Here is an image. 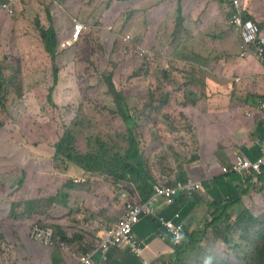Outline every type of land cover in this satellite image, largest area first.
I'll list each match as a JSON object with an SVG mask.
<instances>
[{
  "label": "rangeland",
  "instance_id": "1",
  "mask_svg": "<svg viewBox=\"0 0 264 264\" xmlns=\"http://www.w3.org/2000/svg\"><path fill=\"white\" fill-rule=\"evenodd\" d=\"M168 1L27 0L10 16L0 13V64L5 65L4 73L16 76V82L23 85V91L26 90L21 99L11 100L7 114L0 109V119L5 125L0 129V229L6 233L0 239L2 264L37 263L27 246V241L34 240L31 231L35 225L49 227L55 232L53 225L64 223L69 230L68 236L74 238L87 228L79 225L78 215L95 213L99 207L102 211V205L107 204L104 197L111 194L113 206L112 214L103 225L117 223L127 202L143 203L130 197L133 186L127 182L114 184L108 175L91 179L82 171L78 172L75 164L65 171L68 175H60L62 171L56 170L53 162L46 159L49 153L45 152V147L49 151L48 146H53L60 138L58 124L63 129L74 128L81 151L87 150L90 135H100L123 146L127 144L126 125L116 112L106 76L112 74L117 89L124 93L131 113L137 118L140 134L141 126L145 127L147 165L155 182L158 179L173 182L177 178L174 168L179 158L193 154L197 159L189 163L200 159V142H194L198 139L194 131L197 121L192 113L195 109L191 110L192 102L190 104L185 95L196 96L194 107L200 106V84L195 82L189 90L185 85L190 72L186 67L190 64L178 59V44L183 39V35L178 36L181 30H177L171 15L164 19L169 13ZM162 8L163 11L158 12ZM219 8L223 20H227L229 8L224 9L221 4ZM46 11L53 17L61 41L68 45L63 49L58 45L61 52L55 61L46 55L36 27L35 16L39 14L43 19ZM261 15L264 17V13ZM76 22L84 23L86 29L77 42L70 45L79 35L72 34ZM259 26L264 31L262 22ZM175 30L177 37L170 43L171 32ZM199 37L201 43L197 53L201 57L204 37ZM140 46L147 47V54L153 59L149 64L142 63L144 55H141ZM168 46L174 50H169ZM174 54L176 60L171 57ZM55 67L59 71V80L50 91ZM165 70L167 77H162ZM156 84L159 86L153 98L146 86ZM46 93L50 94L58 119L43 98ZM225 114L228 116L229 112H223L221 116ZM121 132H124L122 137L118 135ZM260 135L255 136L256 141ZM210 159L207 155L203 157L204 161ZM68 178L77 181L86 178L84 186L90 193L64 189L54 205H50L49 197H54L56 189ZM244 184L249 185V191L242 193V200L252 210V187L256 190L261 187L249 182ZM216 185L214 180L208 179L197 193L202 206L201 221L211 215L209 202L215 195L210 190ZM93 190H98L97 196ZM260 215L264 216V213ZM68 217L76 218L77 223ZM135 225L134 234L140 237L153 232L149 218H142ZM222 231L229 232L227 225L222 226ZM206 235L199 250L187 252L181 264H245L233 253L226 254L223 242L212 229L207 230ZM69 245L71 248L66 249L55 240L49 250L59 252L61 256L70 254V258L80 264L82 246L77 240ZM143 255L146 256L145 249Z\"/></svg>",
  "mask_w": 264,
  "mask_h": 264
},
{
  "label": "crops",
  "instance_id": "2",
  "mask_svg": "<svg viewBox=\"0 0 264 264\" xmlns=\"http://www.w3.org/2000/svg\"><path fill=\"white\" fill-rule=\"evenodd\" d=\"M242 1L253 20L260 24L262 22L264 29V17L261 15L264 13V0ZM219 4L223 5L218 0L168 1L169 13L164 19L171 15L175 26L181 30V34L179 33L178 36L183 35V39L178 44V54L180 55L178 59L190 64L186 67L191 68V73L187 74V77L195 78V81L200 84L199 94L202 96V104L197 106L198 108L194 107L195 111L192 112L197 121L194 131L198 134L196 136L198 139L194 142H200V159L189 163V161L197 159V155L193 154L179 158L174 168L177 178L173 181L193 179L203 183L220 174L221 169L217 168V165L230 164L236 152L243 151L252 159L259 155L258 147L254 148L256 140L252 135L258 126L262 129L263 114L259 112L256 102L259 97L264 95V61L260 62L253 56L246 58L240 56L239 31L230 26L228 19L223 20ZM161 11L163 8L158 12ZM152 12L155 13V10ZM199 36L204 37L201 57L197 53L201 43ZM168 47L169 50H174V48ZM192 67H194L193 70ZM238 77H240L239 81ZM193 82H191V86H193ZM195 90L198 89L195 88ZM223 112H229V115L221 116ZM206 155L211 158L209 161L203 160ZM79 171L82 170L78 169ZM86 193L90 192L86 191ZM93 194L97 196L98 190H93ZM104 200L107 201V204L102 205V211L99 207L100 210L95 213L78 215L80 217L79 225L83 228L87 227L84 231L87 233L82 237L83 243L96 240L97 236L103 234L104 228L107 226L103 225V222L107 216L112 214L113 199L111 194L109 197H104ZM170 202L159 201V211L167 212ZM183 202H188V200L184 197ZM201 208L202 206L197 203L192 210L183 215L185 231L199 229L197 226H204V223L211 219L210 215L204 221L200 220ZM182 209V204H178L174 208V212L179 211L182 214ZM252 212L255 215L264 213V187H261L260 190L252 187ZM149 219L154 226L152 234L144 237L136 235V237L142 243L144 241L145 247L144 243L143 247L148 258H163L171 262L172 257L175 258L178 255L174 244L170 239L160 240L157 236L163 229L160 226L156 227L151 218ZM76 223H74V227ZM62 224L66 227L64 223ZM147 241L148 243H146ZM35 242L38 243L36 240L27 241V246L31 255L36 258V264L44 263V255L52 246H45L42 243L39 246ZM41 246L47 249H43ZM63 257L64 261L60 260L61 264H71L70 260H74L68 254H63ZM119 257L122 258V255ZM139 260L141 261V259Z\"/></svg>",
  "mask_w": 264,
  "mask_h": 264
},
{
  "label": "trees",
  "instance_id": "3",
  "mask_svg": "<svg viewBox=\"0 0 264 264\" xmlns=\"http://www.w3.org/2000/svg\"><path fill=\"white\" fill-rule=\"evenodd\" d=\"M218 1L219 3H223L224 9L229 8V12L231 13L232 5L229 0ZM22 2H27V0H17L14 3L15 11ZM0 13H4L8 16L11 15L6 11H0ZM244 17L253 19L247 10L244 12ZM35 21L46 55L50 56L53 61L58 60L61 52V50H58V45L59 47L62 45L61 49H63V46L68 45L63 43L61 41V36L57 34L53 23V17L49 11H46L43 19H41V16L38 14L35 16ZM177 30L180 29L177 27ZM177 30L171 32L172 39L170 43H172V40L177 37ZM75 42L77 41H72L70 45ZM152 60L153 59L150 55L146 53L141 61L143 64H149ZM176 65L180 66L177 63ZM1 69H4V71L1 72ZM187 69H189L190 72L188 74H190L191 68L189 67ZM193 69L194 67H192V70ZM142 71L143 70L141 68V72ZM4 72L5 65L0 64V102L2 103L0 109H3L7 114V108L11 103V100L21 99L26 90L23 91V85L16 82V76H13V74L6 75ZM166 73V70L162 71V77H167ZM169 77L172 78L173 81H177L172 77V75H169ZM186 78L187 80L185 85L189 90L194 87L191 86V82L194 81L193 83L195 84L196 81L195 78ZM51 80L50 91H53L54 86L57 85L59 80V71L57 67H55ZM169 81H171V79H169ZM105 82L108 85L109 93L113 95L112 97L116 104V112L121 115L122 121L126 125L127 132H125L127 133L126 135L128 138L127 144L123 146L120 143L106 140L100 135H90V142L88 143L87 150L81 151L77 145L78 139L76 133L73 131L74 128L63 129L57 123L58 129L60 128V131H58L60 138L56 144L48 146L49 151H47V148L45 147V152L49 153L46 159H50L53 162V167L56 170L62 171V174L60 175H68L65 171L70 170L71 164H75L83 171L84 175H89L91 179L99 178L101 175H108V178L111 179L114 184L127 182L133 186L131 188L133 190L129 192L130 195L132 193L133 196L130 197L145 201L154 192L153 175L149 172L147 165L146 142L144 143V139H146L145 127L143 125L141 126L140 134L137 118L131 113L132 110L128 106L129 102L126 101L124 93L117 89L115 82L113 81L112 74L106 76ZM198 85L199 84H196V86ZM158 86L159 84L151 87L146 86L147 91L153 98L156 94V88ZM185 95L188 99L187 101L190 102V104L192 102L191 110L193 111L196 99L191 97L188 93ZM43 98L46 99L53 116L58 119L56 109L53 105H51L52 100L50 98V94L46 93ZM259 112L263 114V123L264 112ZM4 126V121L0 119V129L4 128ZM123 133L124 132L118 133V135L122 137ZM258 134H261V136L263 134V128L261 129L260 126L257 127V130L253 135L251 133L253 138H255ZM257 147L260 150L259 145L255 144L254 148ZM213 180L217 183V185L214 186V190H210V187H208L211 193L215 195L214 199L209 202L212 211L210 217L211 219L207 220L206 223H204V226L202 225L203 227L197 226L199 229L195 228L194 230L187 232L184 228L183 237L178 243H175L173 238L170 235H167V239L172 241L178 255H176L171 262L168 261L166 263L181 264L185 257V255L181 254H186L190 251H198L201 244L200 242L207 236V230L212 229L214 234L223 242V250L226 254L227 252L233 253L241 258L245 264H264V216L255 215L252 210L244 205L242 200V193L246 194L249 191V185L243 183L245 181L239 174L231 172L218 174L213 178ZM84 181H86V178L80 181H77L74 178H68L60 187L56 189L54 197H49L50 205H54L56 199L61 193H63L62 191L64 189H75L89 192L86 190L87 187L84 186ZM259 182L260 184L258 183L257 185L264 187V166L262 167ZM199 191L200 190H197L192 197H189L186 194L180 195L178 198L170 202L168 211L164 212V215L172 217L175 214L174 208L178 204H182L183 209L181 210L182 214L180 219H183V215H186L197 203H200L197 194ZM184 197L188 200V202H183ZM148 218H151V220L156 224V227H159V223L155 218ZM68 219L73 222L77 221L76 218L68 217ZM223 225H227L229 232L222 231ZM43 227L47 230H51L54 237H58L59 243H68L71 240L80 241L85 235V232H80L79 235H74V238H70L68 236L69 230L67 227H64L63 225L60 226L58 224L53 225L55 232L49 227ZM1 235H6V233L0 229V239ZM110 251L109 264H141L138 256H136L128 246L115 245ZM1 253L2 250L0 246V255ZM119 255H122V258H120ZM31 256L34 260L35 257L33 255ZM44 258L45 262H38V264H61L60 260L64 261L63 255H59V252L57 253L54 250H48V252L44 255ZM70 263L76 264L74 260H70ZM0 264H2L1 259Z\"/></svg>",
  "mask_w": 264,
  "mask_h": 264
},
{
  "label": "built area",
  "instance_id": "4",
  "mask_svg": "<svg viewBox=\"0 0 264 264\" xmlns=\"http://www.w3.org/2000/svg\"><path fill=\"white\" fill-rule=\"evenodd\" d=\"M17 0L0 1V11H6L9 14L15 12L14 3ZM232 5L230 15V23L239 29L240 32V52L242 57L254 56L259 60H264V36L260 34L259 25L250 18L244 17L246 7L242 0H229ZM76 29L72 33L76 36L77 41L81 32L86 29V25L76 22ZM145 46H140L141 55L148 52ZM240 78H237L239 80ZM259 109L264 112V95L258 100ZM262 149L264 150V138L262 140ZM262 160L252 163L246 156L239 155L233 161L232 165L224 166L223 171L251 172L258 171ZM154 194L143 203L128 202L121 214L119 221L105 227L100 239L91 244L85 245L80 255V264H109V252L115 245L128 246L132 252L141 259L142 264H167L165 259H149L143 255V244L134 235V226L144 217H154L157 219L163 231L160 233L162 239H166L170 235L175 243L181 241L184 231V222L179 211L175 212L172 217H167L164 213L159 212L157 199H166L171 201L179 194L184 193L192 197L197 190L202 188V182L188 179L186 182H178L174 185H168L161 180H157L154 185ZM32 238L46 245L54 243V234L51 230L44 229L39 225H35L31 231ZM60 245L66 249L71 246L68 243L61 242Z\"/></svg>",
  "mask_w": 264,
  "mask_h": 264
},
{
  "label": "clouds",
  "instance_id": "5",
  "mask_svg": "<svg viewBox=\"0 0 264 264\" xmlns=\"http://www.w3.org/2000/svg\"><path fill=\"white\" fill-rule=\"evenodd\" d=\"M247 10V9H246ZM230 15H231V13L229 14V17H228V23L230 24V26H232V27H234V28H236L238 31H239V29L237 28V27H235L233 24H231L230 23ZM251 19V18H250ZM253 20V19H252ZM255 21V20H254ZM256 22V21H255ZM257 23V22H256ZM258 24V23H257ZM259 25V24H258ZM260 27V26H259ZM85 30V29H84ZM83 30V31H84ZM239 34H240V32H239ZM260 34L261 35H263L264 36V33H263V31H261V28H260ZM239 38H240V36H239ZM240 40H241V38H240ZM239 45H240V42H239ZM239 54H241V52L239 53ZM241 56V55H240ZM242 57V56H241ZM247 57H250V56H247ZM254 57V56H253ZM243 58H246V57H243ZM258 59V58H257ZM259 60V59H258ZM260 62H263V61H261V60H259ZM238 78H240V77H238ZM240 80V79H239ZM238 80V81H239ZM262 97V96H261ZM261 97H259V98H261ZM258 100L259 99H257V102H256V104H257V108H258V110L259 111H261L260 109H259V107H258ZM262 112V111H261ZM262 128H263V134H262V136L260 135V139L258 140V141H256V144H258L259 145V148H260V150H259V155L256 157V158H254V159H252L251 157H249V156H247L246 154H245V152H243V151H238V152H236V154L234 155V157H233V159L231 160V162H230V164H223L221 167H220V169H221V173H229V172H231V173H237V174H239L243 179H244V181L245 182H243V180H242V182L243 183H246V182H249V183H251L252 185H254V184H260V182H259V178H260V174H261V172H262V167L264 166V162L263 163H261V165H260V168H259V170L258 171H255V170H252L251 172H247L246 170H244L245 172H242V173H240V172H236V171H223V167L224 166H230V165H232V163H233V161H235V159H236V157L237 156H239V155H242V156H246L252 163H256L257 161H259V160H262L263 158H264V150L262 149V140H263V138H264V122L262 123ZM159 180V179H158ZM212 180H213V178H212ZM78 181H80V179H78ZM187 180H182V181H173L172 183H169V182H164V181H162V182H164V183H166V184H168V185H174V184H176V183H178V182H186ZM198 181V180H197ZM202 182V181H201ZM154 183H155V181H154ZM258 186H260V185H258ZM202 187H203V183H202ZM154 188V187H153ZM153 194H154V192H153ZM153 194L151 195V196H153ZM182 194H184V193H181V194H179L177 197H175L174 199H172L171 200V202L173 201V200H175L176 198H178L180 195H182ZM150 196V197H151ZM149 197V198H150ZM148 198V199H149ZM148 199H146V200H148ZM145 200V201H146ZM145 201H143V202H145ZM159 201L160 202H168L166 199H157L155 202H156V204H158V210H159ZM128 203V202H127ZM126 203V204H127ZM136 203H138V202H136ZM160 212V211H159ZM177 212V211H176ZM123 213V212H122ZM162 213V212H161ZM181 214V213H180ZM120 217H121V215H120ZM144 218H146V217H144ZM152 218H154V217H152ZM120 219V218H119ZM156 219V218H155ZM157 220V219H156ZM119 221V220H118ZM115 224V223H114ZM40 227H42V228H44L42 225H39ZM159 226H160V224H159ZM185 228V227H184ZM44 229H46V228H44ZM104 230H105V228H104ZM134 231V230H133ZM135 235V234H134ZM32 236V235H31ZM136 236V235H135ZM100 237L101 236H97V239L96 240H98V239H100ZM159 237L161 238V240H163V241H166L167 240V237H166V239H162V237H161V235L159 234ZM138 238V237H137ZM34 239V238H33ZM35 240V239H34ZM56 240V242L59 244V242H58V237H54V241ZM95 240V241H96ZM73 241H76V240H71L70 242H68V244L69 243H72ZM79 243H80V246H82V249L84 250V248H85V245H87V244H91V243H93V242H90V243H83V238H82V240H77ZM37 242H39V241H37ZM39 243H41V242H39ZM43 244V243H42ZM143 244V243H142ZM43 245H45V246H52V245H46V244H43ZM70 255V254H69ZM161 259H163V258H161ZM154 260V259H153ZM169 260H166V262H168ZM142 264V263H141Z\"/></svg>",
  "mask_w": 264,
  "mask_h": 264
}]
</instances>
